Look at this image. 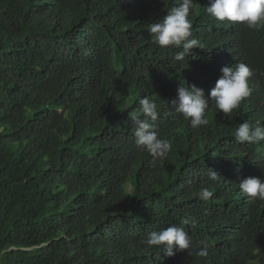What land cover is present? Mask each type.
<instances>
[{"label":"trees","instance_id":"16d2710c","mask_svg":"<svg viewBox=\"0 0 264 264\" xmlns=\"http://www.w3.org/2000/svg\"><path fill=\"white\" fill-rule=\"evenodd\" d=\"M193 4L201 48L176 61L182 49L148 33L176 0H0V264H264V201L238 186L264 178V142L234 137L245 122L264 126V26ZM238 63L252 91L229 117L210 102L209 123L193 129L171 107L179 87L208 97ZM145 96L172 144L156 164L132 131ZM171 226L189 233L187 251L144 243Z\"/></svg>","mask_w":264,"mask_h":264},{"label":"clouds","instance_id":"9594fccd","mask_svg":"<svg viewBox=\"0 0 264 264\" xmlns=\"http://www.w3.org/2000/svg\"><path fill=\"white\" fill-rule=\"evenodd\" d=\"M193 0H176V6L168 9L167 14L159 22L148 25L151 42L158 48L169 46L182 49L175 54L176 61H183L192 54V50L201 48L200 41L192 37V22L190 12ZM206 14L219 22L243 24L249 29L264 26V0H210V6L205 8ZM253 75L245 63H238L234 67L221 68V76L215 86L205 96L203 89L195 85L181 86L177 89V96L170 104L176 113L180 114L185 122L193 129L206 126L209 121L207 111L210 102L218 113L229 117L234 110L240 107L241 102L251 95L249 78ZM139 112L143 119L133 118V137L141 152L152 157V163L164 160L172 150L170 141L160 138L155 121L159 112L155 100L145 96L139 99ZM151 121V122H150ZM234 137L237 143L248 145L264 142V126H251L245 122L240 124ZM217 173L210 171V178L215 181ZM240 194L255 202L264 201V178L249 177L242 179L239 184ZM201 201H208L212 192L202 187L197 193ZM189 219L183 221L188 224ZM148 247L162 248L164 255L172 257L176 252L187 251L191 245V237L181 226H171L160 231L151 232L144 242ZM204 244V242H202ZM200 257L208 256V246L204 244L197 253Z\"/></svg>","mask_w":264,"mask_h":264}]
</instances>
